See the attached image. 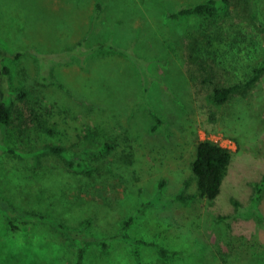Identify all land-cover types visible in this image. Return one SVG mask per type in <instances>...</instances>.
<instances>
[{"label": "rangeland", "instance_id": "obj_1", "mask_svg": "<svg viewBox=\"0 0 264 264\" xmlns=\"http://www.w3.org/2000/svg\"><path fill=\"white\" fill-rule=\"evenodd\" d=\"M202 1L0 0V45L22 52L4 60L10 88L25 92L12 95L11 121L0 126V197L85 228L84 264H264V190L253 202L264 175V73L223 104L212 98L264 59V0L260 22L247 0H230L211 19L169 17ZM215 37L227 43L216 47ZM100 44L108 46L89 51ZM122 49L147 60L150 76ZM43 70L51 80L40 79ZM198 137L229 147L232 160L217 198L184 203L172 195L196 193ZM106 142L108 151L85 160L88 172L58 153L24 154L48 145L75 154ZM142 202L126 229L135 248L116 238L103 249L97 238L118 233ZM17 223L0 209V264L76 263L65 236ZM142 240L187 255L164 257Z\"/></svg>", "mask_w": 264, "mask_h": 264}, {"label": "trees", "instance_id": "obj_2", "mask_svg": "<svg viewBox=\"0 0 264 264\" xmlns=\"http://www.w3.org/2000/svg\"><path fill=\"white\" fill-rule=\"evenodd\" d=\"M230 0H205L202 2H197L193 4H187L179 6L173 12L169 13V17L179 19L184 16L191 14H198L204 16L207 19H211L218 14L224 7L229 4ZM251 4V12L254 19L258 22L261 21L259 15V4L261 0H247ZM227 40L223 38H213V45L216 47H221L225 45ZM81 44V43H80ZM111 47H114L111 43L108 44ZM107 44H100L89 49L90 52L94 50L101 49ZM121 49V48H120ZM73 50V49H72ZM73 54H77L76 52ZM125 52L131 54L134 60L137 62V65L143 73V76H150V73L147 69V60L138 54L134 53L132 50L122 49ZM89 52V53H90ZM22 54L21 51L13 52L0 45V126L7 127L12 118V108L14 105L12 95L17 94L19 97H24L25 92L23 90H13L10 88V80L8 76L10 74V67L4 63L6 58H18ZM79 55V54H78ZM68 57V56H63ZM58 61V60H57ZM45 71V72H44ZM264 73V59L259 62L252 69L251 74L244 80H239L232 82L227 85L216 86L212 93V98L219 104H223L228 101L235 93L243 90L251 89L261 78ZM43 75L45 77L43 78ZM51 75V74H50ZM47 74V70H43L41 73V80H47V77L51 80L52 77ZM164 122V118H159V123ZM158 126V125H157ZM156 126V127H157ZM3 150L10 151L13 153H21L14 148L3 145ZM111 148V143L106 142L99 149L84 150L81 153L70 154L66 149L59 145H48L37 151L28 152L29 156H37L42 152H54L62 155L70 167H73L80 171H90L91 167L85 162L86 159L94 157L98 152H105ZM20 155V154H19ZM232 160V151L229 147L213 140L210 138H200L196 140V149L194 158L191 162L192 174L196 180V193H188L185 189L181 190L172 195L173 198L188 203L191 199L196 196L199 198H206L208 200H214L218 197L221 192L223 181L228 173L229 165ZM166 181L162 180L159 183V188L157 194H159V199L162 195V188L164 187ZM190 182H186L188 187ZM255 194L253 196V202H257L264 190V175L259 181L254 182ZM186 188V187H185ZM157 201V198L150 200V203ZM157 203V202H156ZM145 203L142 202L137 210L131 214L128 218L123 221L121 229L118 233L112 234L106 237L97 238L100 245L103 249H108L112 241L116 238L124 239L127 244L131 247H134L136 240H133L130 235L126 232V229L129 227L130 223L133 221L135 215L139 212H142ZM0 209L8 218L9 223L13 228H19L18 219H21L24 223L30 222H39L41 225H44L47 229L52 230L56 234H61L65 236L76 248H77V258L75 264H84L85 257V238L87 237L85 228H76L71 227L56 217H53L49 214H46L39 210H23L15 205H13L8 199L0 197ZM220 218L226 219L228 216L221 215ZM143 243L153 246L161 256L164 257H175L182 256L186 257V251H178L166 248L162 245H159L152 240H142ZM136 250V249H135Z\"/></svg>", "mask_w": 264, "mask_h": 264}, {"label": "crops", "instance_id": "obj_3", "mask_svg": "<svg viewBox=\"0 0 264 264\" xmlns=\"http://www.w3.org/2000/svg\"><path fill=\"white\" fill-rule=\"evenodd\" d=\"M5 216V215H4ZM0 254H1V248H0Z\"/></svg>", "mask_w": 264, "mask_h": 264}]
</instances>
